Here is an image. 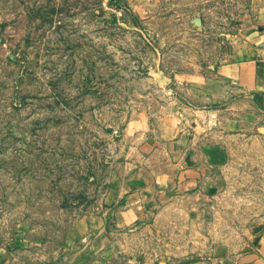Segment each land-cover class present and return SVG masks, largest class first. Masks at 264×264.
I'll use <instances>...</instances> for the list:
<instances>
[{
	"label": "rangeland",
	"instance_id": "obj_1",
	"mask_svg": "<svg viewBox=\"0 0 264 264\" xmlns=\"http://www.w3.org/2000/svg\"><path fill=\"white\" fill-rule=\"evenodd\" d=\"M258 24L264 0H0V264L248 254L264 138L189 98L225 40ZM179 116L224 144L189 185L148 143Z\"/></svg>",
	"mask_w": 264,
	"mask_h": 264
},
{
	"label": "crops",
	"instance_id": "obj_2",
	"mask_svg": "<svg viewBox=\"0 0 264 264\" xmlns=\"http://www.w3.org/2000/svg\"><path fill=\"white\" fill-rule=\"evenodd\" d=\"M224 43L225 49L216 53L215 60L220 61L217 69L198 74V84L193 85L198 96L191 95L189 102L205 106L214 104L215 112L227 113L216 124L227 130L254 126L264 138V24H258L246 34L232 35ZM197 128L193 118L188 121L179 116L166 127L156 129L148 138L154 148L166 151L179 184L199 182L203 168L221 162L223 158L224 144L211 139L212 135L198 132ZM178 264L213 262L196 259ZM232 264H264V226L258 231L251 251Z\"/></svg>",
	"mask_w": 264,
	"mask_h": 264
}]
</instances>
